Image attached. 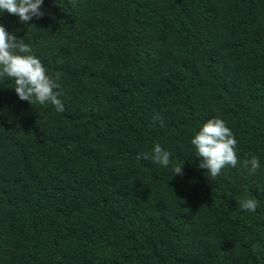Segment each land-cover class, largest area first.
<instances>
[{"label":"trees","instance_id":"obj_1","mask_svg":"<svg viewBox=\"0 0 264 264\" xmlns=\"http://www.w3.org/2000/svg\"><path fill=\"white\" fill-rule=\"evenodd\" d=\"M0 264H264V0H0Z\"/></svg>","mask_w":264,"mask_h":264},{"label":"clouds","instance_id":"obj_2","mask_svg":"<svg viewBox=\"0 0 264 264\" xmlns=\"http://www.w3.org/2000/svg\"><path fill=\"white\" fill-rule=\"evenodd\" d=\"M222 162V160L220 159L218 162H217V164H219L220 165V163Z\"/></svg>","mask_w":264,"mask_h":264}]
</instances>
